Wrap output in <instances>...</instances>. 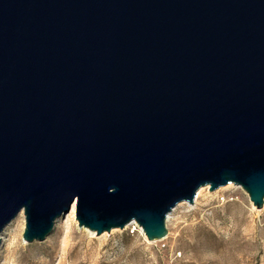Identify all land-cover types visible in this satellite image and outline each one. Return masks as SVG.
Listing matches in <instances>:
<instances>
[{
  "label": "water",
  "instance_id": "water-1",
  "mask_svg": "<svg viewBox=\"0 0 264 264\" xmlns=\"http://www.w3.org/2000/svg\"><path fill=\"white\" fill-rule=\"evenodd\" d=\"M229 183L263 207L264 0H0V233L157 241Z\"/></svg>",
  "mask_w": 264,
  "mask_h": 264
},
{
  "label": "rangeland",
  "instance_id": "rangeland-1",
  "mask_svg": "<svg viewBox=\"0 0 264 264\" xmlns=\"http://www.w3.org/2000/svg\"><path fill=\"white\" fill-rule=\"evenodd\" d=\"M205 187L174 208L157 241L129 225L97 235L68 212L46 239L28 242L19 213L1 234L0 264H264V205L233 183Z\"/></svg>",
  "mask_w": 264,
  "mask_h": 264
},
{
  "label": "bare ground",
  "instance_id": "bare-ground-1",
  "mask_svg": "<svg viewBox=\"0 0 264 264\" xmlns=\"http://www.w3.org/2000/svg\"><path fill=\"white\" fill-rule=\"evenodd\" d=\"M203 188H206V187H202V188H200L198 191H197V195H196V197H195V199H197L198 198V196H199V194L201 193V191L203 190ZM76 207H75V204H73V206H72V209H71V211H70V214L74 217L75 216V209ZM23 211H21L20 213H22ZM22 214H24V213H22ZM171 215V214H170ZM75 218V217H74ZM58 221V220H57ZM10 224H8L5 228H4V230L0 233V238H1V234H3V232L7 229V227L9 226ZM85 228V227H84ZM87 229V228H86ZM141 231H142V228L140 227L139 228ZM93 232V231H92ZM143 232V231H142ZM146 236V235H145Z\"/></svg>",
  "mask_w": 264,
  "mask_h": 264
},
{
  "label": "built area",
  "instance_id": "built-area-1",
  "mask_svg": "<svg viewBox=\"0 0 264 264\" xmlns=\"http://www.w3.org/2000/svg\"><path fill=\"white\" fill-rule=\"evenodd\" d=\"M129 227H131V232L134 233L139 227V225L135 222L129 224Z\"/></svg>",
  "mask_w": 264,
  "mask_h": 264
}]
</instances>
